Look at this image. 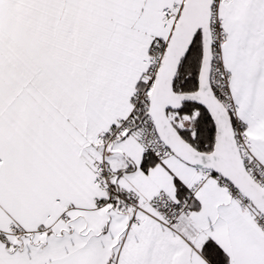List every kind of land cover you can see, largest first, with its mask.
Returning <instances> with one entry per match:
<instances>
[{"label":"snow or ice","instance_id":"snow-or-ice-1","mask_svg":"<svg viewBox=\"0 0 264 264\" xmlns=\"http://www.w3.org/2000/svg\"><path fill=\"white\" fill-rule=\"evenodd\" d=\"M0 264H264V0H0Z\"/></svg>","mask_w":264,"mask_h":264}]
</instances>
